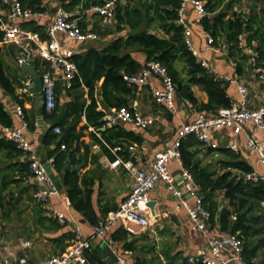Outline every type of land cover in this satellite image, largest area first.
Instances as JSON below:
<instances>
[{
	"label": "crops",
	"instance_id": "0c3cea01",
	"mask_svg": "<svg viewBox=\"0 0 264 264\" xmlns=\"http://www.w3.org/2000/svg\"><path fill=\"white\" fill-rule=\"evenodd\" d=\"M202 1L205 6L209 1L219 5L211 13L207 11L206 16L222 12L225 13V20L241 15L248 22H251V18L254 17L264 31V0ZM44 4L47 10L43 13H35L33 18L46 28L52 22L56 7L60 4L56 0H45ZM185 11V18L191 24L194 47L222 73L234 76L247 86L251 105L264 103V88L257 81L248 56L242 51L247 45L253 44L256 47L259 45L258 39H253L251 44L245 41L246 36L256 28L257 24L253 23L251 31L245 30L238 35V48L241 50L239 56H246L245 60H240L237 54L230 56L229 44L225 42L224 35L214 37L211 34L215 38L214 45L219 50L207 49L206 34L211 32L205 31L194 22L196 13L190 5ZM85 12L86 21H89L85 30L91 31L93 10L89 9ZM58 38L63 39V35L58 34ZM39 39L43 40L40 36ZM110 40L112 36L96 35L95 39L81 43L70 42L68 46L75 54L85 51L89 46L104 47ZM19 51L18 46L0 41V58L15 88L14 94H8L0 88V100L12 119V125L9 127H21L23 122L26 124L23 129L26 139L33 147L36 157L51 166L63 191L52 195L46 203L36 202L34 193L42 185L37 183L31 175L28 166L29 156L22 150L9 153L3 146L0 147V205L2 207L0 211V264H35L52 255H58L70 244L76 228L84 236L90 237L94 223L91 218L98 221L106 213L114 210L129 191L131 171L122 164L114 165L113 162L120 157L123 160H130L134 166L139 167L141 162L150 158L155 151L170 145L176 137L179 125L182 122L191 121L198 112L192 104L190 106L178 102V112L173 114L153 101L150 86H138L136 97L131 100L130 104L135 101L137 110L152 115L155 118L154 124L146 129H139L129 123L109 125L106 119L115 108L106 107L102 101L100 85L103 79H101L96 83L94 94L97 109L104 112L99 119L100 124L88 123L82 115L75 125L68 122L65 129L57 134L53 131V127L58 125L57 121L60 116L48 117L49 111L43 105L42 93H34L31 89L30 93L22 92V87L28 79L32 80L33 85V75L16 63ZM132 56L142 65L146 60L141 52H132ZM29 64L33 65L35 74L40 76L46 70H50L49 63L40 57L33 58ZM53 75L56 85L60 84V87H63L60 73L55 71ZM152 83L153 86L159 85L157 79H153ZM192 89L199 101H207L204 91L197 86H193ZM227 92L232 102H236L239 95L234 83H228ZM84 96L88 104L90 98L87 97L86 92ZM17 106H20L23 114L34 123L33 129L28 128L24 115L17 113ZM114 127L129 134L133 132L142 138V142H135L131 136L118 138L112 129ZM3 128L0 125V139L4 138ZM246 129L249 133L264 140V131L253 124H247ZM50 130L57 136L45 144L43 138ZM68 130H72L70 133L72 135L79 134L78 139H67L61 142L65 131ZM210 135L218 146L199 148L198 156L202 159V163H209L218 168L216 162L226 158L219 151L220 148L235 153L239 159L252 168L253 172L264 173V167L259 163L256 153L246 146L245 133L234 134L231 129L222 128L211 131ZM231 143L236 145V150L228 147ZM62 144L66 145L65 148L61 147ZM117 146L121 149L115 150ZM58 154L62 156L60 159L62 171L55 170L53 166L55 155ZM72 167H77V169L71 170ZM182 168L180 161H171L169 170L172 182L159 180L150 190L149 203L154 202L152 206L149 205L150 224L147 227L128 223L133 229L132 232L126 230L125 227L114 226L106 233L105 238L110 242L117 257H125L131 264H134L137 259L146 260V264H183L188 255L199 257L207 255L210 238L228 234L220 229L217 221L214 226L207 225L204 230H199L189 219L184 201L189 206H192L194 202L184 190ZM67 171L75 172L78 176V186L81 191L78 198H82V203H89L91 208L86 212L87 214L75 209L70 203L67 189L62 182L63 174ZM237 174L242 175L241 172ZM219 203L222 208L226 205V200H223L221 195ZM261 205L264 208L263 201ZM56 213H62L63 220H59L55 216ZM263 236L253 238L254 244ZM93 240L98 243L104 241L99 238ZM221 254L225 259L230 258L232 256L231 247L224 246ZM85 255L88 261L100 260L103 264H120L118 258L117 261L111 260L110 262H108L109 258L102 259L93 247L90 251H86ZM254 261L256 264L264 262V246L260 248ZM228 264L237 263L229 260Z\"/></svg>",
	"mask_w": 264,
	"mask_h": 264
},
{
	"label": "trees",
	"instance_id": "16d2710c",
	"mask_svg": "<svg viewBox=\"0 0 264 264\" xmlns=\"http://www.w3.org/2000/svg\"><path fill=\"white\" fill-rule=\"evenodd\" d=\"M44 1L23 0L22 2L33 13H43L47 10ZM56 1L71 13V18H79L78 23L85 30L89 22L86 21L85 11L103 4L105 0ZM206 6L207 11L211 13L219 5L209 1ZM179 7V0H127L117 3L114 15L108 23H103L102 17L93 11L91 31L97 36H112V40L104 47L89 46L85 51L73 54L72 59L77 65L78 72L71 87L56 85V106L49 111L48 117L60 116L57 124L62 130L68 122L75 125L82 115L88 123L100 124L99 119L104 112L97 109L94 95L96 83L103 79L100 94L106 107L130 106L131 100L136 97L138 85L125 81L122 73H136L149 60H156L166 67L177 92L183 95L198 112L214 114L219 107L230 106L232 99L227 92L228 83L214 80L185 45L183 27L177 22ZM224 16L225 13L220 12L203 17L202 28L211 32L214 37L224 35L225 42L229 44L230 56L235 54L239 56L241 50L238 48V35L245 30L251 31L253 23L257 24L258 21L254 17L251 18V22L245 21L241 15L225 20ZM21 26L37 33L43 40L47 38L46 28L34 18L22 21ZM1 39L0 31V41ZM245 39L247 44H251L253 39H258L259 56L264 59V31L261 26L257 24ZM132 52H141L145 55L146 60L143 65L132 56ZM245 58V55L239 56L240 60ZM5 70L0 58V88L8 94H14V82ZM193 86L206 93L207 101H199L196 98ZM85 92L90 98L88 104H86ZM23 115L28 128L33 129L34 123L25 114ZM0 125L2 127L12 125V119L1 100ZM114 128L112 129L118 138L131 136L135 142H142V138L133 132L129 134ZM71 132L72 130L65 131L61 142L78 139L79 134L72 135ZM56 136L51 130L48 131L43 138L44 143H49ZM2 146L9 153L20 151L14 142L5 138L0 139V147ZM201 147L202 143L194 135L185 137L181 141L180 162L183 168L191 173L202 196L203 205L210 212L207 225L212 227L217 221L222 231L237 235L242 240L243 258L246 264H256L254 260L260 248L264 246V212H262L264 208L261 205V202H264V184L245 179V174L251 172L252 168L230 150L219 148L226 158L216 162L218 168L209 163H202V159L198 156ZM60 159H62L61 154L55 155L53 166L57 171H62ZM237 172H241L242 175ZM62 182L67 189L71 205L87 214L86 212L91 208L89 203H82V198H78L81 191L76 173L67 171L63 174ZM220 195L226 200V205L219 211ZM91 221L94 222L93 224L97 222L93 218ZM258 236L263 237L254 244L253 238ZM97 261L103 264L100 260ZM146 263L144 259H137L134 264Z\"/></svg>",
	"mask_w": 264,
	"mask_h": 264
},
{
	"label": "built area",
	"instance_id": "2783aa9c",
	"mask_svg": "<svg viewBox=\"0 0 264 264\" xmlns=\"http://www.w3.org/2000/svg\"><path fill=\"white\" fill-rule=\"evenodd\" d=\"M22 1L0 0L1 42L12 43L18 46L20 51L16 58V63L19 66L29 64L35 57H40L49 63L50 70H46L41 75V93L45 109L51 111L56 106L57 101L54 72L58 71L60 73L64 88L71 87L73 79L78 72L77 65L72 59L74 51L68 46V43H81L95 39L96 34L93 31L83 30L78 23V18H71V13L63 6L58 5L52 22L46 26L47 38L40 40L37 33L26 30L21 26L22 21L33 19L35 16V13L25 7ZM126 1L105 0L103 4L93 7L92 10L102 17L103 23H108L114 15L117 3ZM179 1L180 7L178 9L179 17L177 22L183 27V41L185 45L191 50L200 65L211 74L214 80L234 83L236 85L239 95L237 101L232 102L230 106L219 107L214 114L197 112L191 121L182 122L176 131V137L172 143L161 150L155 151L150 158L143 160L139 167L134 166L130 160L117 158L113 164H122L132 173L126 197L114 210L106 213L92 225V235L90 237L84 236L76 228L71 242L65 251L58 255H52L35 264H100L96 260L88 261L85 255L86 251L92 249L91 240L95 238L107 240L105 238L106 233L114 226L125 227L130 232L133 229L128 223L147 227L150 224L149 192L159 180L167 183L172 182L169 163L173 160L180 161L181 141L188 135H194L204 147L215 148L218 145L213 141L210 135L211 131L229 128L234 134L245 133L246 146L256 153L259 163L264 167V140L253 133H249L246 129L247 124L251 123L264 131V103L251 105L250 93L247 86L234 76L222 73L194 47L191 24L185 18L184 11L190 5L196 13L194 22L202 27L201 20L207 14L205 3L202 0ZM58 34H62L63 39H59ZM239 40H241V37H239ZM206 44L207 49L219 50L214 45L215 38L210 33L206 34ZM242 51L248 56L257 81L264 88V59L260 58L259 50L252 44L244 47ZM122 78L130 84L150 86L153 101L157 105L165 107L173 114L178 112V102L191 106V103L177 92L176 85L166 67L156 60L147 61L136 73L128 74L123 72ZM153 79L159 81L158 86H153ZM31 85L32 80L28 79L22 87V92L30 93ZM135 106L136 102L134 101L130 106L115 108L112 114L107 117L106 123L109 125L129 123L139 129H146L153 125L155 118L152 115L142 113ZM17 113L21 116L23 115L20 106H17ZM25 125L23 122L21 127H4L3 137L14 142L17 148L29 156L31 175L37 183L42 185L35 191L34 199L38 203H46L58 190L47 172L46 164L36 157L33 147L26 139L23 133ZM53 131L60 134L62 128L59 125H55ZM61 147L65 148V145L62 144ZM228 147L234 150L237 149L234 143L229 144ZM119 149H121L120 146L115 148V150ZM181 176L184 190L194 202L192 206H189L184 201L188 210V217L194 222L197 229L204 230L207 226L210 212L203 205L202 196L191 173L187 169L182 168ZM245 179L254 182L260 181L264 184V173L251 171L245 174ZM177 194L179 195L180 192L178 191ZM1 209L0 205V211ZM55 216L59 220H63L62 213H56ZM224 246H229L232 249V256L228 259H225L221 254V249ZM117 258L120 264H131L125 257L119 256ZM229 260H233L237 264H246L243 258L242 240L234 234L210 238L208 240L207 255L200 257L188 255L183 264H228Z\"/></svg>",
	"mask_w": 264,
	"mask_h": 264
},
{
	"label": "water",
	"instance_id": "95a60500",
	"mask_svg": "<svg viewBox=\"0 0 264 264\" xmlns=\"http://www.w3.org/2000/svg\"><path fill=\"white\" fill-rule=\"evenodd\" d=\"M21 67L27 71L29 74L33 75V85L31 87V91L34 93H39L42 91V80L41 76L38 74H35V70L33 65L31 64H22ZM43 162V160H42ZM45 162V161H44ZM47 172L49 173V176L53 180L56 189L62 193V186L61 184L57 181V176L54 175L53 170L50 165H46ZM77 169V167H72L71 170ZM154 201H150L148 203L150 206L153 205ZM222 209V205L219 206L218 210L220 211ZM91 245L94 249H96L97 253L100 255V257L104 260H107L108 258L110 259L108 262L111 260L117 261V256L113 251V248L110 246V242L108 240L103 241L102 243H98L95 240H91Z\"/></svg>",
	"mask_w": 264,
	"mask_h": 264
}]
</instances>
